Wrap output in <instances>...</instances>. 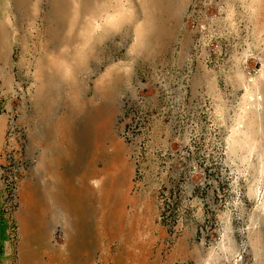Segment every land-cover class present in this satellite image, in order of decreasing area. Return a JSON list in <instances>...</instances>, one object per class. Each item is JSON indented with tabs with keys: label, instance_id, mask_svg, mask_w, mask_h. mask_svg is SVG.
I'll list each match as a JSON object with an SVG mask.
<instances>
[{
	"label": "rangeland",
	"instance_id": "rangeland-1",
	"mask_svg": "<svg viewBox=\"0 0 264 264\" xmlns=\"http://www.w3.org/2000/svg\"><path fill=\"white\" fill-rule=\"evenodd\" d=\"M0 264H264V0H0Z\"/></svg>",
	"mask_w": 264,
	"mask_h": 264
}]
</instances>
